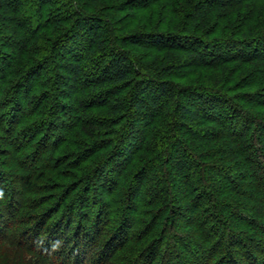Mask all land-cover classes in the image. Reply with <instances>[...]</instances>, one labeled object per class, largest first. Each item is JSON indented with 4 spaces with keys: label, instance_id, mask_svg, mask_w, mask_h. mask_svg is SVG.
<instances>
[{
    "label": "trees",
    "instance_id": "obj_1",
    "mask_svg": "<svg viewBox=\"0 0 264 264\" xmlns=\"http://www.w3.org/2000/svg\"><path fill=\"white\" fill-rule=\"evenodd\" d=\"M259 9L0 0V264H264Z\"/></svg>",
    "mask_w": 264,
    "mask_h": 264
},
{
    "label": "rangeland",
    "instance_id": "obj_2",
    "mask_svg": "<svg viewBox=\"0 0 264 264\" xmlns=\"http://www.w3.org/2000/svg\"><path fill=\"white\" fill-rule=\"evenodd\" d=\"M261 9V8H260ZM260 9L259 10H256L255 11V15L254 16H256V18L258 17V15L259 14H261V13H263L264 14V9L262 10V11H260ZM224 18V17H223ZM223 20V19H222ZM69 57V56H68ZM67 56L65 57V58H62L61 60H60V62L62 61L63 63H66V61H69L70 59H67L68 58ZM55 68H56V70H57V72L58 71H62L63 73H64V75H65V77H66V80L68 81V82H71L72 80V78H73V74H72V72H70V71H66L65 69H60L57 65L55 66ZM188 68H186L185 70H187ZM60 71V72H61ZM185 72V71H184ZM180 80H182V79H179V81ZM67 92H65V94H62L61 95V97H62V99L65 101V102H68L69 101V94L71 93V92H73V90L71 89V88H68L67 90H66ZM143 96L144 95H146V93H141ZM183 101H185V103L186 104H191L190 103V101L189 100H187V99H185V98H183ZM248 108H249V106H248ZM134 123H135V125L136 126H139L140 124H141V121H143V119H145V116L144 115H136L134 118ZM189 122V124H191L192 123V121L191 120H189L188 121ZM7 123L5 122V125H6ZM0 125L1 126H5L4 125V123L3 122H1L0 121ZM135 129V128H134ZM20 138H18L16 135H13V138H7V140H1L0 139V147H1V149H10L11 148V146L10 145H12L11 143H13V141H18ZM7 152V151H6ZM7 159H8V161L7 162H5L4 163V165H5V167L6 168H9L12 164H15V158L14 157H12L11 155H9L8 157H7ZM235 173V172H234ZM8 181V180H7ZM4 183V182H3ZM180 185H181V183H179V182H177L176 180H171L170 181V184L169 185H167V187H166V189H168V191L169 192H172L173 194H175V195H179L180 193H181V191H178V192H176V186H178V187H180ZM187 204V202H182L181 203V205H183V206H185ZM194 215L195 214H193V212H191V211H189V212H184L182 215H180V216H174V218H176V222H175V227L177 228V227H184V226H188V220L189 219H192L193 217H194ZM217 225V227L220 225V224H216ZM172 235H174V233L172 234V231L171 232H169V234H168V237H167V241L166 242H171V241H173V243H175V244H177V245H181L180 243L181 242H179V240L177 239V237H173L172 238ZM225 243H228V242H225ZM234 246V248H236V249H238L239 248V246L238 245H233ZM194 250H195V248H193ZM194 253H199V251L198 250H195V252H193V255L191 254V257H193L194 256ZM188 257L189 258H191L190 257V255H188Z\"/></svg>",
    "mask_w": 264,
    "mask_h": 264
}]
</instances>
